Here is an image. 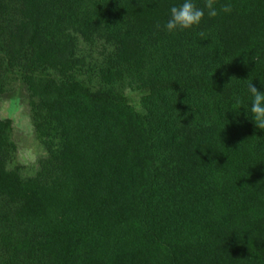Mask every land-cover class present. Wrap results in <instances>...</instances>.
<instances>
[{
    "label": "trees",
    "instance_id": "1",
    "mask_svg": "<svg viewBox=\"0 0 264 264\" xmlns=\"http://www.w3.org/2000/svg\"><path fill=\"white\" fill-rule=\"evenodd\" d=\"M183 2L0 0V101L44 150L0 117V264H264V0L169 33Z\"/></svg>",
    "mask_w": 264,
    "mask_h": 264
},
{
    "label": "rangeland",
    "instance_id": "2",
    "mask_svg": "<svg viewBox=\"0 0 264 264\" xmlns=\"http://www.w3.org/2000/svg\"><path fill=\"white\" fill-rule=\"evenodd\" d=\"M134 103L138 102L136 93L128 92ZM0 117L8 119L13 124L14 141L18 147L17 159L24 165L35 164L44 150L38 143L31 121V112L26 91L20 84L15 91L7 94L0 101Z\"/></svg>",
    "mask_w": 264,
    "mask_h": 264
},
{
    "label": "clouds",
    "instance_id": "3",
    "mask_svg": "<svg viewBox=\"0 0 264 264\" xmlns=\"http://www.w3.org/2000/svg\"><path fill=\"white\" fill-rule=\"evenodd\" d=\"M217 0H204V7H197L193 0H184L180 6H172L170 8V18L163 26L164 30L169 33H174L177 30L190 29L201 23L205 14L210 18L217 17L220 12L230 14L233 11L231 3L222 5L219 10L216 7ZM157 28L161 26L156 25ZM203 35V33H201ZM248 91L251 94V107L252 119L259 129H264V93L260 92L250 81L247 85ZM242 101L239 97L235 98V105L240 106Z\"/></svg>",
    "mask_w": 264,
    "mask_h": 264
}]
</instances>
